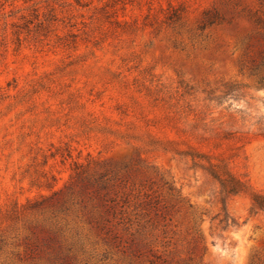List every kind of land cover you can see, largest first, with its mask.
Segmentation results:
<instances>
[{"label": "rangeland", "instance_id": "374dc122", "mask_svg": "<svg viewBox=\"0 0 264 264\" xmlns=\"http://www.w3.org/2000/svg\"><path fill=\"white\" fill-rule=\"evenodd\" d=\"M251 193L264 0H0V264H264Z\"/></svg>", "mask_w": 264, "mask_h": 264}, {"label": "trees", "instance_id": "16d2710c", "mask_svg": "<svg viewBox=\"0 0 264 264\" xmlns=\"http://www.w3.org/2000/svg\"><path fill=\"white\" fill-rule=\"evenodd\" d=\"M191 157L193 160L194 158H196L201 161H205L206 166H200V168L219 185L220 193L225 198L247 193L248 190L246 185L239 179L234 177L222 161L214 160L213 158L202 155H194ZM212 160H214L215 162H212ZM194 165L196 164L194 163ZM250 195V211H264V195L258 193H251Z\"/></svg>", "mask_w": 264, "mask_h": 264}]
</instances>
